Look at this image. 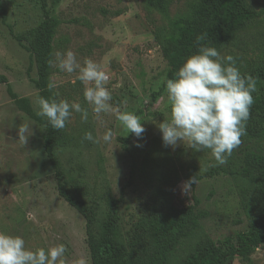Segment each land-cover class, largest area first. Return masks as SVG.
<instances>
[{
	"label": "rangeland",
	"instance_id": "1",
	"mask_svg": "<svg viewBox=\"0 0 264 264\" xmlns=\"http://www.w3.org/2000/svg\"><path fill=\"white\" fill-rule=\"evenodd\" d=\"M43 1L50 16L61 21L54 53L70 49L81 65L90 58L110 77L105 87L114 111L97 117L84 99L77 72L52 67L59 99L79 103L89 113L86 122L73 113L71 122L56 130V152L71 177L72 192L98 207L96 225L106 217L108 198L119 200L118 221L128 250L136 260H145L153 251L148 219L170 207L197 205L206 218L179 244L171 264H183L194 252L221 246L226 238L245 232L258 198L254 182L243 178L242 161L248 153L264 157V114L249 116L242 143L224 165L213 166L209 150L195 152L186 142L165 147L158 125L171 116L163 89L169 47L155 40L165 23L148 0H0V76L7 81L0 83V232L23 237L33 250L64 244L67 264H93L86 219L59 195L45 152V126L21 111L9 91L17 99H28L37 114L40 92L34 84L38 73L30 43L45 18ZM200 1L168 0L170 16L186 17ZM243 8L259 16L213 47L235 57L243 75L256 78L252 95L261 94L264 102V0H243ZM117 112L139 117L145 128L142 139L121 127ZM21 124L30 128L26 144L19 141ZM109 129L113 136L105 143L102 137ZM248 130L263 136L247 141ZM88 131L100 143L83 140ZM194 177L195 183L184 191V183ZM251 258L252 264H264V245ZM231 264L245 263L236 258Z\"/></svg>",
	"mask_w": 264,
	"mask_h": 264
},
{
	"label": "trees",
	"instance_id": "2",
	"mask_svg": "<svg viewBox=\"0 0 264 264\" xmlns=\"http://www.w3.org/2000/svg\"><path fill=\"white\" fill-rule=\"evenodd\" d=\"M148 5L165 23L162 29L155 32V40L169 47L167 52L169 70L163 89L166 87V79L174 78L186 59L196 54L199 47H213L229 32L259 16L246 11L243 8V0H201L198 5L193 6L188 16L180 18L170 16L168 0H148ZM42 10L45 18L32 34L30 53L38 73V79L34 84L40 92V97L48 99L53 95L47 88L49 78L52 76V67H49L48 60L53 59L61 21L50 16L45 1L42 3ZM2 12L5 13L4 10ZM3 23H6L5 17ZM198 36L204 38L197 42ZM0 83L7 84L6 78L0 76ZM9 91L21 111L33 121L45 126V152L56 174L59 195L86 219L88 245L93 264H171V258L179 244L200 229L206 213L194 205L184 209L170 207L152 215L146 225L152 237L153 251L145 260H136L128 250L120 229L118 221L120 201L108 198V212L98 227L96 225L98 207H92L71 190V177L62 168L56 152V130L47 119L34 112L28 99H17L11 90ZM153 98H156V94ZM253 100L250 115L264 114L263 96L253 95ZM262 136L260 132L248 130L246 138L249 141L251 138ZM244 155L243 178L254 182L255 195L258 198L256 208L248 215L247 230L234 238H226L221 246L209 245L194 252L183 264H231L236 258L245 264H252L251 257L254 251L264 245V157L250 153Z\"/></svg>",
	"mask_w": 264,
	"mask_h": 264
},
{
	"label": "clouds",
	"instance_id": "3",
	"mask_svg": "<svg viewBox=\"0 0 264 264\" xmlns=\"http://www.w3.org/2000/svg\"><path fill=\"white\" fill-rule=\"evenodd\" d=\"M203 38L198 36L197 42ZM54 57L48 60L49 67L69 74L77 72V79L84 86V99L97 117L114 111L110 103L112 94L105 87L110 77L100 64L86 58L81 65L70 49L56 52ZM256 83V78L240 72L235 57L221 55L215 47H199L196 54L186 59L174 78L166 79L165 91L171 116L170 120L158 125L164 146L175 148L179 142L184 145L186 142L187 148L195 152L209 150L215 161L213 166L227 163L246 132ZM47 88L53 95L48 99L38 98L37 115L47 118L54 130L64 129L71 122L73 113H79L84 122L88 120V110L79 103L58 99L60 93L55 91L58 85L52 78H49ZM117 120L124 130L142 139L145 128L138 116L131 112H117ZM29 131L27 124L19 126L20 142L27 143ZM112 136L109 129L102 139L110 143ZM83 140L100 143L91 131L84 134ZM193 183L195 177L184 183V191ZM66 252L64 244L33 250L26 246L23 237L0 232V264H67ZM75 264H82V261L77 260Z\"/></svg>",
	"mask_w": 264,
	"mask_h": 264
}]
</instances>
